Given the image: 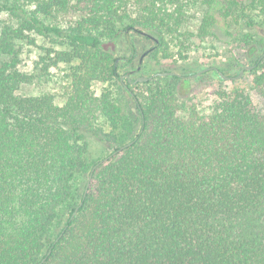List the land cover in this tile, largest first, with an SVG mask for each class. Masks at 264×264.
Masks as SVG:
<instances>
[{
	"label": "trees",
	"instance_id": "obj_1",
	"mask_svg": "<svg viewBox=\"0 0 264 264\" xmlns=\"http://www.w3.org/2000/svg\"><path fill=\"white\" fill-rule=\"evenodd\" d=\"M190 1L141 0L124 25L119 0H0L9 18L0 26V264H264V0H195L203 15L193 35L231 48L235 65H255L261 112L245 88L220 85L201 113L189 75L172 70L128 90L129 116L110 90L119 71L108 44L153 42L129 40L136 70L145 54L169 59L167 41L181 56ZM65 13L78 18L48 24ZM36 36L65 46L44 49L37 64L46 82L66 67L58 97L23 91L36 75L20 69L19 46ZM95 84L105 85L99 95ZM87 136L112 151L90 160Z\"/></svg>",
	"mask_w": 264,
	"mask_h": 264
},
{
	"label": "rangeland",
	"instance_id": "obj_2",
	"mask_svg": "<svg viewBox=\"0 0 264 264\" xmlns=\"http://www.w3.org/2000/svg\"><path fill=\"white\" fill-rule=\"evenodd\" d=\"M121 3V15L124 16V25H128L140 16L141 13V0H119ZM252 13H257L252 11ZM203 15V7L199 3H195V0H191L189 8L187 10L186 21L182 26V31L191 35L189 38V49L187 52L183 51L181 56L177 54V49L173 48L175 42L167 41L170 46V58L154 60L146 54L142 58V66L136 70L137 56L131 59V51H129L130 42L133 41L135 47H150L153 46V42L142 40L141 37L134 35L133 39L125 41V39H119L116 42L108 44V48L113 53V56L117 59L116 65L118 66L119 79L118 84L110 88L112 93L118 94V104L122 107L124 115L129 116L133 114V99L128 93V90H133L136 93L142 92V82L134 84L133 81L139 77H145L151 79L157 72L161 71H175L181 75H189L191 84V91L189 98L191 104L194 105L201 113H207L210 106L215 100L214 93L219 89V86H225L231 88L232 86L239 85L247 90L251 96L253 107L256 111L261 112L263 109L262 100L254 93L250 91L252 76L250 71H244L239 77L238 72L244 67L251 65L241 63V65H235L233 59L235 58L234 52L231 48L224 46L223 44L207 38L203 41H199L193 37L199 26L200 20ZM77 16L73 13H65L58 15L56 19L47 21L48 24L66 28L73 24L77 20ZM9 21V18L5 14L0 13V26L3 22ZM232 34L240 38L244 29L238 26L231 28ZM35 46H30L26 43H20L19 46V59L20 69L26 73L36 75L34 84H31L24 88V92L28 94L37 95L42 92H49L58 97L61 93V84L65 81L63 78L65 73V66L52 69L50 71V80L46 82L44 79H39V58L44 56V49H52L54 51H60L65 49V46L61 45L58 40L51 36H36ZM177 43V42H176ZM178 44V43H177ZM175 53V54H174ZM213 68L212 71L201 73L199 76H195L198 72ZM240 73V72H239ZM222 74L227 77V80H222L219 77ZM128 75V76H127ZM126 76L129 79L126 78ZM133 83V84H132ZM105 89V85L95 84L93 91L96 95H99ZM61 104V101H57ZM108 131V128H106ZM86 143L88 144V157L90 160H96L99 157H103L112 151V148L107 144L99 142L92 136L86 137Z\"/></svg>",
	"mask_w": 264,
	"mask_h": 264
},
{
	"label": "water",
	"instance_id": "obj_3",
	"mask_svg": "<svg viewBox=\"0 0 264 264\" xmlns=\"http://www.w3.org/2000/svg\"><path fill=\"white\" fill-rule=\"evenodd\" d=\"M263 57H264V54L261 55L259 61H260ZM254 67H255V65H251V66H248V67H244L243 69H241V71H240V73H239V77L244 73V71H250V70H252ZM212 70H213V68H207V69H204V70L198 72L196 75H194V77H195V76H199L201 73H204V72H207V71H212ZM173 74H174V73H160V76H162V77H164V76H171V75H173ZM219 77H220L222 80H227V79H228L227 77H224L222 74H219ZM148 79H149V78L139 77V78L136 79V82H144V81H147ZM130 145H131V143H128V144H126V145L120 147V148L118 149V151H115L113 154H116L117 152L122 151L123 149L127 148V147L130 146ZM101 163H102V161H100L99 163H97V164L92 168L91 173H90V175H89V177H88V180H87V184H86V188H85V194H86L87 189H88V186H89V184H90V181H91V178H92V174L94 173V171L97 169V167H98ZM76 213H77V209H76V210L74 211V213L72 214V217H74V216L76 215ZM49 254H50V252H48V255H49ZM44 261H45V258L42 259V261H41L40 264H42Z\"/></svg>",
	"mask_w": 264,
	"mask_h": 264
},
{
	"label": "flooded vegetation",
	"instance_id": "obj_4",
	"mask_svg": "<svg viewBox=\"0 0 264 264\" xmlns=\"http://www.w3.org/2000/svg\"><path fill=\"white\" fill-rule=\"evenodd\" d=\"M128 76V75H127ZM126 76V78L128 79V77ZM128 82H129V79H128Z\"/></svg>",
	"mask_w": 264,
	"mask_h": 264
}]
</instances>
